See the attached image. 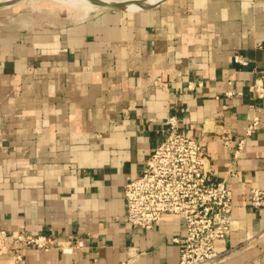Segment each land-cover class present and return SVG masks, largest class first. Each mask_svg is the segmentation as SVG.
<instances>
[{"label": "crops", "instance_id": "0c3cea01", "mask_svg": "<svg viewBox=\"0 0 264 264\" xmlns=\"http://www.w3.org/2000/svg\"><path fill=\"white\" fill-rule=\"evenodd\" d=\"M19 12L0 16V228L84 242L72 254L27 248L25 264H179L184 220L135 228L124 197L175 113L233 191L217 264H264V207L250 200L264 187V97L250 90L264 68V0Z\"/></svg>", "mask_w": 264, "mask_h": 264}, {"label": "built area", "instance_id": "2783aa9c", "mask_svg": "<svg viewBox=\"0 0 264 264\" xmlns=\"http://www.w3.org/2000/svg\"><path fill=\"white\" fill-rule=\"evenodd\" d=\"M235 62L250 64L242 54L235 56ZM253 72L257 77L250 90L263 98L264 68ZM196 84L203 85L201 81L189 82L187 88ZM258 124L259 117H254L249 130ZM163 132L165 136L147 158L141 174L124 185L126 219L135 228L148 230L164 215H178L186 228L182 239H174L181 245L179 264H217L222 253L216 242L235 229L233 191L226 180L212 179L214 171L205 143L182 128L178 113L167 118ZM250 196L253 207H264V187H252ZM83 246V240L75 236L62 238L0 228V258L5 257L7 264H25L27 248L72 254Z\"/></svg>", "mask_w": 264, "mask_h": 264}, {"label": "bare ground", "instance_id": "6f19581e", "mask_svg": "<svg viewBox=\"0 0 264 264\" xmlns=\"http://www.w3.org/2000/svg\"><path fill=\"white\" fill-rule=\"evenodd\" d=\"M12 0H0V3H5V2H10ZM24 1L26 0H21L15 4L12 5H7V6H3L1 8H7V7H15L17 5H20L22 3H24ZM38 0H28L27 2H35ZM104 1H124V0H104ZM130 2H133L131 4L127 5V8L130 10H135L136 8H138V4L135 3V1L133 0H129ZM156 0H147V3H153ZM42 2L48 4V5H52L55 3H61L63 5H65V7L67 8V13H68V18H84L87 14H89L93 8L94 5L93 3H91L89 0H42ZM52 15V14H51Z\"/></svg>", "mask_w": 264, "mask_h": 264}, {"label": "rangeland", "instance_id": "374dc122", "mask_svg": "<svg viewBox=\"0 0 264 264\" xmlns=\"http://www.w3.org/2000/svg\"><path fill=\"white\" fill-rule=\"evenodd\" d=\"M27 1L28 0L24 1V3H22L20 5H17L15 7H10L8 9H0V12H1L0 16L1 17H6V14H8V13L14 16V12L17 13V11L18 12L21 11L19 13H25L26 10H30V9L36 10V8L39 7L41 9L48 10L50 12V14H52V17L55 18L56 20L72 19V18H68L67 8L65 7V5H63L61 3L57 2L55 4L48 5V4L44 3V2H42V0H38V1H35V2H27ZM96 8L97 9L98 8L102 9L103 7L94 6L93 9H96ZM30 14H32V13H30ZM16 15H18V14H16Z\"/></svg>", "mask_w": 264, "mask_h": 264}, {"label": "water", "instance_id": "95a60500", "mask_svg": "<svg viewBox=\"0 0 264 264\" xmlns=\"http://www.w3.org/2000/svg\"><path fill=\"white\" fill-rule=\"evenodd\" d=\"M19 1L21 0H12L10 2L0 3V8L3 6L15 4ZM89 1L93 3V5L96 7H104V8L119 9V10H130L127 8V5L133 3L130 2L129 0L116 1V2L104 1V0H89ZM133 1H135V3L139 5L138 8L132 10V11H136V10H144V9L152 8L154 6H157L164 0H156L153 3H147V0H133Z\"/></svg>", "mask_w": 264, "mask_h": 264}]
</instances>
